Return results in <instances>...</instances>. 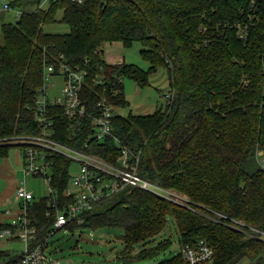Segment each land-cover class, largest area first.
I'll use <instances>...</instances> for the list:
<instances>
[{
    "label": "trees",
    "instance_id": "trees-1",
    "mask_svg": "<svg viewBox=\"0 0 264 264\" xmlns=\"http://www.w3.org/2000/svg\"><path fill=\"white\" fill-rule=\"evenodd\" d=\"M12 5L20 17L16 24L2 26L0 140L42 132L37 98L49 65L66 63L88 72L81 97L90 111L102 97L117 108L129 107L124 81L148 87L162 68L173 94L166 107L152 114L116 116L113 131L142 152L144 178L185 195L193 208L128 188L97 203L82 215L83 224L66 229L121 231L119 259L143 261L170 248L169 239L153 248L147 245L173 218L182 248L206 240L216 264H264V242L214 220L220 214L264 231L259 156L264 157V0L256 12L250 0H16ZM56 23L67 24L70 32L44 31ZM237 24L249 27L247 40L240 39ZM135 43L142 46L148 70L106 61L108 46L128 49ZM47 118L54 121V139L63 145L106 159L118 155L112 139L97 142L91 137L89 119H68L60 106L49 107ZM13 148L24 150L0 145V159ZM49 159L54 193L28 205L38 243L49 237L57 211L73 202L66 195L72 160L59 154ZM8 227L0 224V233ZM138 246L142 250L134 258ZM20 259L21 254L0 250V264ZM158 264H184L182 252Z\"/></svg>",
    "mask_w": 264,
    "mask_h": 264
},
{
    "label": "built area",
    "instance_id": "built-area-1",
    "mask_svg": "<svg viewBox=\"0 0 264 264\" xmlns=\"http://www.w3.org/2000/svg\"><path fill=\"white\" fill-rule=\"evenodd\" d=\"M82 3V0H78ZM262 0H250V9L255 11ZM5 10H12L10 5H5ZM256 12V11H255ZM248 26L237 24L240 30V39L249 37ZM63 58V56H62ZM53 77L63 79L61 97H49V91L54 84H49ZM88 72L79 67H72L66 63L49 65L44 71V85L40 89L37 98L42 132L37 136L21 137L12 140H0V145L11 144L24 148V178L16 191V198L20 201V210L7 212L12 216L9 227L2 230L0 240L8 239L23 243L24 251L18 264H68L50 258L45 252L48 240L57 232L66 229L73 223L83 224L85 218L82 215L92 211L96 204L117 195L128 188H136L152 193L168 202L181 207L187 206L190 199L175 191L166 189L153 183L141 175L140 165L141 151H134L118 139L113 131V119L120 115L116 106L102 97L94 111H90L81 95L86 84ZM98 84L104 82L97 78ZM168 103L173 99V94L166 95ZM52 106H60L64 109V115L71 120L81 123L83 119H89L93 137L97 142L112 139L116 145L118 155L110 159L103 158L93 153L75 150L54 139V121L47 118L48 109ZM63 155L72 160L73 165H78L75 175H71V184L66 195L73 202L64 210L56 213L53 230L49 237L42 243L37 242V229L33 226L28 216V205L38 198L53 195L51 186L53 164L49 159L52 155ZM259 156L262 158L263 154ZM264 170V159L260 160ZM33 179L43 185L44 195H39L30 188L29 180ZM50 215V214H49ZM220 218H214L218 223L229 226L234 230L264 242V231L250 227L243 222L230 219L227 216L217 214ZM225 220V221H224ZM184 264H216L215 251L206 240H199L195 244H188L182 249Z\"/></svg>",
    "mask_w": 264,
    "mask_h": 264
},
{
    "label": "rangeland",
    "instance_id": "rangeland-1",
    "mask_svg": "<svg viewBox=\"0 0 264 264\" xmlns=\"http://www.w3.org/2000/svg\"><path fill=\"white\" fill-rule=\"evenodd\" d=\"M15 1L16 0H0V46L4 44L2 26L9 23L16 24L18 17H20L19 10L12 5ZM5 5H10L13 9L5 10ZM42 7L47 9L48 4L44 3ZM59 17L61 18V13L58 15V18ZM44 31L53 34H67L70 32V28L67 24L56 23L45 26ZM141 50L142 46L139 43H135L133 47L128 49L114 46L105 50V59L115 64L125 60L128 64H135L144 70H148L150 65L141 58ZM49 82L51 85L54 84V87H52L48 93L49 97H61V91L64 85L63 79L53 77ZM124 85L126 99L129 101L130 106L117 109V113L121 116H128L130 113L135 115L152 114L158 108L166 107L168 104L166 95L171 93V87L167 72L163 68L152 77L151 85L148 87L140 88L131 79H126ZM18 149L19 148H13L9 153L10 163L14 166V154ZM262 159H264V157H262ZM0 161L4 162L5 160ZM16 168L21 176V169L18 166H16ZM77 170L78 165L74 164L71 169V175H75ZM3 179V176H0V191H2V188H5V186H8L7 180ZM28 182L30 188L36 191L37 194H45V189L42 184L36 183L37 181L33 179H30ZM187 206L193 208L194 205H192L191 202H187ZM9 208L10 207L5 204L0 206V213L3 210H10ZM121 235H123V233L118 230H75L71 232L68 229H64L57 232L48 240L45 246V252L50 258L68 264H127V261L119 259L121 252L124 250V245L120 239ZM167 239L171 240L172 244L166 252L161 253L155 259L143 261L133 259L129 264H158L164 260L172 259L182 252L183 248L179 243L177 226L173 218L168 219L165 230L155 241L148 244L147 248H153ZM0 250L10 251L16 256L24 251V245L18 241L3 239L0 240ZM141 250V246L135 248L133 254L134 258H136Z\"/></svg>",
    "mask_w": 264,
    "mask_h": 264
},
{
    "label": "crops",
    "instance_id": "crops-1",
    "mask_svg": "<svg viewBox=\"0 0 264 264\" xmlns=\"http://www.w3.org/2000/svg\"><path fill=\"white\" fill-rule=\"evenodd\" d=\"M114 46H119L121 48L123 47L121 45H110L105 50H108ZM109 63L115 64L113 62H109ZM23 154H24L23 149H18V151L15 152L14 154L15 166L12 163H10L11 160L9 159L10 158L9 155L6 158L0 159V160H5L4 162L0 161V176H3L4 178L3 180H7V185H8L7 187L5 186V188H2V191H0V206H3L5 204L10 207L9 208L10 210H6V211L3 210L0 213V224L10 223L12 221V216L8 215L7 212L9 211L16 212L20 210V201H18V199L16 198V191L20 186V183L23 181L22 178H24ZM16 166H18L21 169L20 170L22 172L21 176Z\"/></svg>",
    "mask_w": 264,
    "mask_h": 264
},
{
    "label": "water",
    "instance_id": "water-1",
    "mask_svg": "<svg viewBox=\"0 0 264 264\" xmlns=\"http://www.w3.org/2000/svg\"><path fill=\"white\" fill-rule=\"evenodd\" d=\"M130 262H132V261H127V264H129Z\"/></svg>",
    "mask_w": 264,
    "mask_h": 264
}]
</instances>
